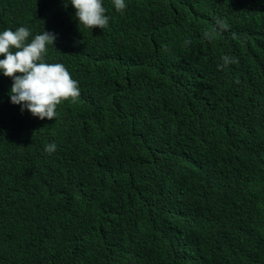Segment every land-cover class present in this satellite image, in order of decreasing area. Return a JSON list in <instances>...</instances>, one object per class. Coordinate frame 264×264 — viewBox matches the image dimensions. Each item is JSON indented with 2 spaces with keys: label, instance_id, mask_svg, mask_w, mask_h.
I'll use <instances>...</instances> for the list:
<instances>
[{
  "label": "trees",
  "instance_id": "trees-1",
  "mask_svg": "<svg viewBox=\"0 0 264 264\" xmlns=\"http://www.w3.org/2000/svg\"><path fill=\"white\" fill-rule=\"evenodd\" d=\"M236 1V5H231L224 0H207L208 13L214 12L216 18L226 20L229 25L228 30L218 32L216 20H205L202 15L200 20L198 14H194L198 4L190 0H125L127 8L123 13L116 11L113 0H103L106 14L111 15L113 21L121 26L122 19L127 21L123 27L126 32L119 34V29H109L97 34L98 30L94 29L99 27L90 29L78 24L70 0L67 7L64 0H0V20L6 19L7 24L16 25L21 12L34 32L45 29L56 33L57 45L53 53L63 50L65 57H79L88 47L82 63L89 68L88 74L95 75L98 80L108 74V80L112 78L114 84L124 85L128 78L125 71L130 62H126L129 53L144 56L150 68L159 57L163 68L162 78L151 71L161 87L148 86L136 91L128 111L113 110L115 116L110 115L101 131V124L96 130L79 109L76 115L62 113L43 126L30 122L32 114L27 109V116L17 129L6 127L10 119L15 120L12 116L1 118L0 186L9 181L27 185L34 194V204L13 211L11 216L9 211L14 207H7L4 213L7 224L0 228V255L7 254L5 249L17 233L22 230L20 236L26 231L24 229L33 226L37 217L52 222L56 213L51 211L63 209L74 219L84 215L114 217L117 219L116 231L121 233L111 237L121 239H104L90 232V246L78 255L69 251L68 264H74L73 258L78 259V264H90L96 257L106 259L108 264H169L170 256L158 249L166 247L164 241L171 227L167 226L176 214H170L169 210L158 211L154 200L160 189V179L169 174L170 165L166 163L165 155L155 151L156 144L152 147L140 142L141 137L132 132V128L151 124L154 117L147 111L158 105L169 108L174 115L178 113L186 125L213 115H239L243 101L237 100L236 94L228 95L230 89L212 91L215 86L207 82L206 71H200L212 61L222 63L224 55L240 60L253 53L242 63L252 77H258L254 66L257 61L264 64V50L258 54V48L264 47V20L251 13L256 12V6H263L264 0ZM205 30L213 33L211 41L203 36ZM174 41L179 42L176 49H168L167 43ZM186 41L191 43L186 44ZM115 42L125 50L115 49ZM217 72L216 79L220 80L226 69ZM234 73L243 74L238 70ZM2 82L12 84V79L0 71L1 91L4 88ZM96 84L97 81H90V86ZM12 113H15L13 109ZM150 135L146 131L144 136ZM110 136L120 137L131 153L126 171H114L117 175L104 179L99 174L96 158L102 150L101 142ZM49 143L56 145L52 153L45 151ZM212 146L214 165L201 164L197 168V161L190 158L180 162V166L186 167L185 173L194 176L200 185L201 194L188 186V192L183 191L199 213H205L206 207L221 204L219 202H237V184L232 176L237 177L252 165L234 143L221 138ZM50 179L56 182L47 185ZM249 190L253 195L262 191L256 175L250 180ZM14 193L10 192L9 196H15ZM229 206L225 218L227 216V222L237 226L240 215L235 211H240L234 204ZM78 231L89 236L84 226ZM129 239L137 244L138 252L122 258L120 250L126 247L124 241ZM39 244L36 241L22 252L33 259L40 252ZM262 249L264 253V243ZM66 255L62 253V256ZM59 259L50 264H61ZM32 263L44 264L42 261ZM259 264H264V257Z\"/></svg>",
  "mask_w": 264,
  "mask_h": 264
},
{
  "label": "clouds",
  "instance_id": "clouds-1",
  "mask_svg": "<svg viewBox=\"0 0 264 264\" xmlns=\"http://www.w3.org/2000/svg\"><path fill=\"white\" fill-rule=\"evenodd\" d=\"M190 1L198 4L194 14H198L200 20L202 15L205 20H216L218 32L228 30L226 20L216 18L214 12L208 13L207 0ZM224 1L231 5L238 2ZM70 3L75 9L73 15L80 26L90 29L99 27L94 29L98 30L97 34L109 29H119V34L121 31L126 32L123 27L127 21L122 19V26L113 21L111 15L106 14L103 0H70ZM113 3L118 12L123 13L127 8L125 0H113ZM67 4L68 0H64L65 7ZM251 14L264 20V5L256 6V12ZM17 17L16 25L7 24L6 19L0 20V56H4L0 59V71L12 79V84L2 82L4 88L0 90V121L8 116L15 119H10L6 127L17 129L18 124L24 122L27 116L26 109L32 114L30 122L40 123L39 126L51 123V119L59 118L62 113L76 115L79 109L96 130L101 124V131L114 111L121 113L133 105L136 91L148 86L161 87L151 73L153 71L162 78V59L159 57L154 67L150 68L144 56L129 53L126 62H130L125 71L128 78L124 85H116L112 79L108 80V74L104 79L98 80L95 75L88 74L89 68L82 63L88 47L79 57H65L63 50L53 53L57 45V34L45 29L36 33L29 27L21 12ZM203 36L209 41L214 38L213 33L207 30ZM188 43L191 41H186ZM119 44L115 42L113 47L125 50ZM178 44L176 41L170 42L168 49H176ZM263 50L264 47L258 48V54ZM96 51L98 57L102 58V54ZM251 54L253 53L240 60L224 55L221 57L222 63L212 61L205 69L200 70L206 71L207 82L215 86L212 91L230 89L228 95L236 94L237 100L243 101L239 115H213L186 125L178 113L174 115L169 108L158 105L147 111L154 117L151 124L132 128V132L141 137L140 142L152 147L156 144L155 151L165 155L166 163L170 165L169 174H164L160 179V189L154 200L158 211L169 210L170 214H176L167 226L171 227L164 241L166 247L158 249L165 256H170L169 264H259L261 257H264V64L256 62L254 71L258 77H252L242 63ZM223 69H226V73L220 80L216 79L217 71ZM235 70L243 74L236 75ZM91 80L97 81V84L90 86ZM11 109L15 113L10 114ZM146 131L151 135L145 137ZM221 138L236 144L252 165L242 170L243 173H239L237 177L232 176L237 184V202H219L221 204L206 207L208 210L205 213H199L187 200L185 192H188V186L193 192L201 194L200 185L194 176L185 173L186 167L180 166V162L190 158L197 161V168L201 164L214 165L212 145ZM100 147L102 150L96 158V165L102 178H112L111 175H117L114 171L121 173L127 170L131 150L120 137L105 138ZM55 150V143L45 146L48 153ZM255 175L262 190L258 195H253L249 190L250 180ZM54 182L56 181L50 179L47 185ZM10 192H15V196L10 197ZM27 204H34V194L27 185L17 181L1 185L0 228L7 224L4 218L7 207H14L9 211L11 216L13 211H21ZM231 204L240 211H235L240 215L237 226L227 222V216L225 218V212ZM51 212L56 213L52 222L42 219V216L37 217L33 226L24 229L26 231L20 236L19 232L22 230L17 233L13 242L5 249L7 254L0 255V264H30L36 261L50 264L59 258L62 260L61 264H68L66 258L69 251L78 255L90 246V232L104 239H121L111 238L121 234L116 231L117 219L114 217L84 215L74 219L63 209ZM80 226L88 229L89 236L79 233ZM36 241L40 243V252L30 259L22 251L31 248ZM124 242L127 245L120 250L122 258L138 252L136 243L130 239ZM63 252L67 255L62 256ZM73 262L78 264V259L73 258ZM92 263L108 264L102 257H96L90 264Z\"/></svg>",
  "mask_w": 264,
  "mask_h": 264
},
{
  "label": "bare ground",
  "instance_id": "bare-ground-1",
  "mask_svg": "<svg viewBox=\"0 0 264 264\" xmlns=\"http://www.w3.org/2000/svg\"><path fill=\"white\" fill-rule=\"evenodd\" d=\"M113 3V2H112ZM112 3H111V5H112ZM112 9H114V8H112ZM167 44H169V43H167ZM167 46V45H166ZM91 57H93V56H91ZM93 59H96V58H93ZM97 60V59H96ZM91 63H92V60H91ZM106 72H108V71H106ZM107 74V73H106ZM105 74V75H106ZM111 78V77H110ZM115 79H116V77H114ZM112 79V78H111Z\"/></svg>",
  "mask_w": 264,
  "mask_h": 264
}]
</instances>
